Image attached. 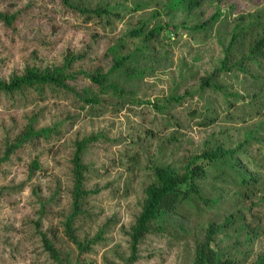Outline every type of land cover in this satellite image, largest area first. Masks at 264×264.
Returning a JSON list of instances; mask_svg holds the SVG:
<instances>
[{"label": "rangeland", "instance_id": "374dc122", "mask_svg": "<svg viewBox=\"0 0 264 264\" xmlns=\"http://www.w3.org/2000/svg\"><path fill=\"white\" fill-rule=\"evenodd\" d=\"M0 15V82L29 69L70 76L66 88L0 89V264H57L44 238L63 264H126L155 169L184 175L194 161L206 170L199 194L152 223L135 264H193L212 224L221 226L212 243L221 260L257 262L264 0H203L194 11L183 0H0ZM118 57L129 60L115 70ZM94 74L109 78L102 86ZM81 143L88 194L72 228L83 252L66 226ZM218 149L229 154L202 158Z\"/></svg>", "mask_w": 264, "mask_h": 264}, {"label": "trees", "instance_id": "16d2710c", "mask_svg": "<svg viewBox=\"0 0 264 264\" xmlns=\"http://www.w3.org/2000/svg\"><path fill=\"white\" fill-rule=\"evenodd\" d=\"M65 1L66 3L69 2V0ZM183 1L187 3L188 9L190 11H194L200 6L203 0ZM221 14V11H218L208 22L198 25L197 28H205L210 26V24L215 23L220 18ZM0 17H3V15H0ZM6 20L9 22V19ZM247 29V25L239 24L237 26V31H246ZM163 30H165L164 27H158L154 29L150 33L152 35L151 37H153L154 34L161 35ZM238 36H241V32L236 34L235 41H237ZM151 37L148 34L147 40ZM256 47L257 50L264 49V32L262 39L257 42ZM127 60H129V57H118L116 59L115 70L120 69ZM108 78V76H101L97 74L91 76L93 82L102 86L104 82L108 80ZM67 79H70V76L62 70H55L51 74H40L36 72V70L29 69L25 76L14 77L9 84L0 82V89L6 90L8 92H14L16 90L22 89L25 86H35L41 84H55L56 86L66 88L67 86L65 85V81ZM87 100L89 103L93 102V99ZM33 135H35V133L33 131H29L27 137L29 138ZM82 148L83 144L81 143L78 145V150L74 158L75 175L76 179H78V183L74 191L75 213L70 217L66 225L69 238H71V240L78 245V248L81 252L85 251L86 247L82 245L73 234L72 225L74 218L81 211V201L84 199V196L88 194L85 190H83L81 184L83 180V171L85 169L82 160ZM228 154V151L218 149L203 153L202 158L214 163L222 158H225ZM192 165L195 166L193 168L191 167V170H189L184 175L176 174L168 167H158L155 169L157 182L149 186L147 190L148 197L144 203L143 210L137 219L136 225L133 227L132 254L126 264H135L138 260L139 246L143 238L151 231V225L153 222L163 219L169 213H175L177 211L178 205L186 198H189L191 193L199 194L195 180L197 178L204 177L206 170L203 165H197L196 161H194ZM183 188L188 190H184ZM220 230L221 226L215 224L210 225L207 230L206 239L197 245L196 257L193 264H235V262L231 259H226L224 261L221 260L218 252L212 247L215 236L220 232ZM44 243L46 245V249L50 252L51 257L57 262V264H63V260L60 258L59 252L52 246L51 242L44 238ZM255 264H264V254L259 256Z\"/></svg>", "mask_w": 264, "mask_h": 264}]
</instances>
